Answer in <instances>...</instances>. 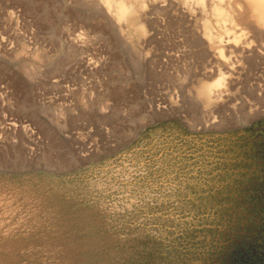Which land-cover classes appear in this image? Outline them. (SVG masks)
Masks as SVG:
<instances>
[{
	"label": "rangeland",
	"instance_id": "obj_1",
	"mask_svg": "<svg viewBox=\"0 0 264 264\" xmlns=\"http://www.w3.org/2000/svg\"><path fill=\"white\" fill-rule=\"evenodd\" d=\"M108 1L0 0V264H264V27Z\"/></svg>",
	"mask_w": 264,
	"mask_h": 264
},
{
	"label": "bare ground",
	"instance_id": "obj_2",
	"mask_svg": "<svg viewBox=\"0 0 264 264\" xmlns=\"http://www.w3.org/2000/svg\"><path fill=\"white\" fill-rule=\"evenodd\" d=\"M123 1L116 2L114 4L113 8L110 5L113 2H110V4H109V1L107 2L108 3L107 4L108 13L112 14V16H114V18L116 17L115 20L116 19H120L121 17H124L127 13H131L135 9H136V11H138L137 8L134 9L135 5L132 6V5H128V3H126V2H128V0L125 3ZM185 1L188 2V3L189 2L192 3L193 1H195V3H196L195 4L196 5L195 9L198 12V14H200L202 16H204V15L208 14L209 12H211V13L217 15L219 17V19H220V17H222V19L224 21H226V20L229 21V20L233 19V17L227 19L225 17V15H224V11H223V7H225L228 4H230L229 0L228 1L227 0H185ZM186 2H184V3L186 4ZM245 3H247L246 5L248 6V9L251 11V12L250 11L249 12L252 13L253 16L256 18L255 19V20H257L256 23L258 22V24L260 26L264 27V0H246ZM130 4H131V2H130ZM247 6H245V8ZM242 8H243V6H242ZM245 8H243L244 11H245ZM238 9H240V8L238 7ZM226 13H227V11H226ZM239 14H240V12H239ZM129 15H131V14H129ZM134 15H136V14H134ZM134 15H131V16H134ZM128 17H130V16H128ZM235 18H236V16H235ZM241 18H242V16H241ZM247 21H248V18H247ZM203 22H204V27H202V28H204L203 29L204 32H203V34L201 36H199V39H200L199 42L203 39V41L205 43H207V45L209 46L208 49H209L210 52L206 53V55L209 56V57H212V58L215 57V58H218V59L221 58V60L222 59L226 60L225 52L226 51L233 52V50H235L236 47L238 48L240 39L242 40V37L245 34L244 31H242L241 33L237 32V30H240L239 27H238L239 21L237 23V20L234 21V19H233V21H230V24L228 23L230 25V28L234 29V31H233V35H232L233 37L231 36L232 39L229 38V36H230V34H229V36H228V38L226 40H225V38L223 37V35L221 33H217V32H214L213 30H211L210 23H209L208 20H204ZM252 22L255 24V21H252ZM263 30H264V28H263ZM244 36H246V35H244ZM244 39H245V37H244ZM208 49H207V51H208ZM213 73H214L213 71H210V73H209L210 77L214 76ZM223 83H224V77H221V78L219 77V79L217 78V81H215V83L214 82L213 83H208L207 85H205L203 87V89H200V90H202L203 94L207 98H210L212 96V94H214V91H215L214 89L216 87L221 86Z\"/></svg>",
	"mask_w": 264,
	"mask_h": 264
}]
</instances>
